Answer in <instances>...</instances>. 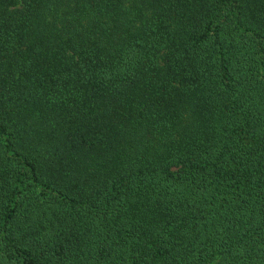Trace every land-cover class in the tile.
<instances>
[{
	"label": "trees",
	"instance_id": "16d2710c",
	"mask_svg": "<svg viewBox=\"0 0 264 264\" xmlns=\"http://www.w3.org/2000/svg\"><path fill=\"white\" fill-rule=\"evenodd\" d=\"M0 264H264V0H0Z\"/></svg>",
	"mask_w": 264,
	"mask_h": 264
}]
</instances>
